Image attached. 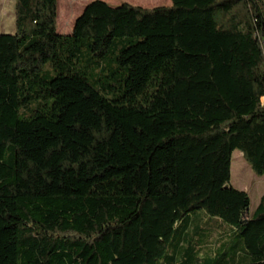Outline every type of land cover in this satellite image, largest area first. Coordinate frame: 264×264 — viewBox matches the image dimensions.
<instances>
[{"label": "trees", "instance_id": "obj_1", "mask_svg": "<svg viewBox=\"0 0 264 264\" xmlns=\"http://www.w3.org/2000/svg\"><path fill=\"white\" fill-rule=\"evenodd\" d=\"M170 1L94 0L60 34L57 0H15L0 264H197L226 229L264 264V194L249 215L230 184L234 150L264 175V0Z\"/></svg>", "mask_w": 264, "mask_h": 264}, {"label": "rangeland", "instance_id": "obj_2", "mask_svg": "<svg viewBox=\"0 0 264 264\" xmlns=\"http://www.w3.org/2000/svg\"><path fill=\"white\" fill-rule=\"evenodd\" d=\"M94 0H57V31L60 34L71 32L74 21L83 8ZM111 6L119 5L123 2L142 7H154L169 5L170 0H103ZM15 30V0H0V33H13ZM264 101V99H262ZM230 184L240 190L245 191L250 197L249 215L256 208L260 197L264 194V175L255 174L244 156L238 150H234L231 158ZM204 217H203V216ZM200 219L193 221L201 224L205 219L204 212L201 211ZM224 232L223 235H221ZM194 237L192 232L188 236ZM191 238V239H192ZM199 241L192 239L191 246L195 247ZM207 245L201 247V252L196 256L197 264H244L247 261V254L243 244L236 236V231L218 230L215 231L207 241ZM188 242L184 241L183 247H187ZM171 246L168 247V254L171 253ZM178 262V261H176ZM159 264H167L163 259ZM177 264V263H176Z\"/></svg>", "mask_w": 264, "mask_h": 264}]
</instances>
